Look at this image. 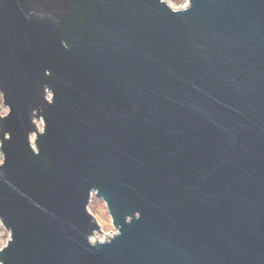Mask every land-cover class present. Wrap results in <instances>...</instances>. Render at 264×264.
I'll return each instance as SVG.
<instances>
[{
	"label": "water",
	"instance_id": "1",
	"mask_svg": "<svg viewBox=\"0 0 264 264\" xmlns=\"http://www.w3.org/2000/svg\"><path fill=\"white\" fill-rule=\"evenodd\" d=\"M0 92V264H264V0H0Z\"/></svg>",
	"mask_w": 264,
	"mask_h": 264
},
{
	"label": "rangeland",
	"instance_id": "2",
	"mask_svg": "<svg viewBox=\"0 0 264 264\" xmlns=\"http://www.w3.org/2000/svg\"><path fill=\"white\" fill-rule=\"evenodd\" d=\"M170 4L171 7L175 9H182L186 7L189 3V0H165ZM9 113V108L4 105L2 94L0 93V117H5ZM38 128L40 131L43 130L44 124L43 121L40 120L37 122ZM1 146V144H0ZM3 155L0 150V164L3 163ZM90 212L96 217L99 224L102 227V234H98L93 237V242H104L108 239V237H112L114 234H117V230L115 229L112 218L108 212V208L103 199L96 196L94 193L92 202L90 204ZM10 232L5 229V227L0 223V250L4 248L10 240Z\"/></svg>",
	"mask_w": 264,
	"mask_h": 264
},
{
	"label": "flooded vegetation",
	"instance_id": "3",
	"mask_svg": "<svg viewBox=\"0 0 264 264\" xmlns=\"http://www.w3.org/2000/svg\"><path fill=\"white\" fill-rule=\"evenodd\" d=\"M1 93V92H0ZM2 94V93H1ZM2 98H3V101H4V96L2 94ZM48 98L51 100V95L48 96Z\"/></svg>",
	"mask_w": 264,
	"mask_h": 264
},
{
	"label": "bare ground",
	"instance_id": "4",
	"mask_svg": "<svg viewBox=\"0 0 264 264\" xmlns=\"http://www.w3.org/2000/svg\"><path fill=\"white\" fill-rule=\"evenodd\" d=\"M109 238H110V237H108V239H109ZM108 239H107V240H108Z\"/></svg>",
	"mask_w": 264,
	"mask_h": 264
}]
</instances>
